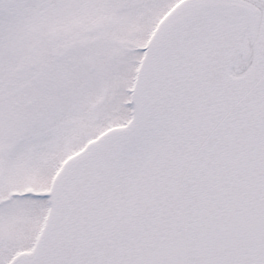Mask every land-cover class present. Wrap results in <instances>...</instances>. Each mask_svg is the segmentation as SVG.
I'll return each mask as SVG.
<instances>
[{
	"label": "snow or ice",
	"instance_id": "snow-or-ice-1",
	"mask_svg": "<svg viewBox=\"0 0 264 264\" xmlns=\"http://www.w3.org/2000/svg\"><path fill=\"white\" fill-rule=\"evenodd\" d=\"M0 264H264V0H0Z\"/></svg>",
	"mask_w": 264,
	"mask_h": 264
}]
</instances>
